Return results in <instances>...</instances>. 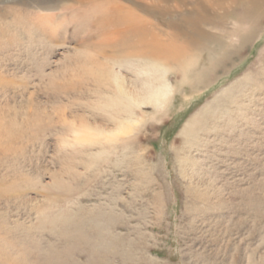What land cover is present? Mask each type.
Listing matches in <instances>:
<instances>
[{"label": "rangeland", "instance_id": "obj_1", "mask_svg": "<svg viewBox=\"0 0 264 264\" xmlns=\"http://www.w3.org/2000/svg\"><path fill=\"white\" fill-rule=\"evenodd\" d=\"M12 1H0V264H264L263 1L253 24L229 0L147 4L181 23L200 1L210 18L166 60L160 113L118 98L101 74L112 52L80 20L52 36ZM120 63L128 87L161 82ZM123 118L137 131L112 142H80L72 125Z\"/></svg>", "mask_w": 264, "mask_h": 264}, {"label": "bare ground", "instance_id": "obj_2", "mask_svg": "<svg viewBox=\"0 0 264 264\" xmlns=\"http://www.w3.org/2000/svg\"><path fill=\"white\" fill-rule=\"evenodd\" d=\"M0 1H6L7 3H10L12 0ZM15 1H18L19 5H21L22 7H26L27 9L32 10L33 12L31 13L30 11V13L34 15V17L37 18V21L39 22L37 23L38 25L36 24V26L43 29L44 32L48 31L52 36L55 35L57 37L55 33L59 29L60 25L65 24L67 20L70 23H75L77 20H80V24L82 25V33L86 35L93 34L95 37H97L98 43H100L99 46L103 51L107 49L109 50V52H112L111 54L113 56L107 57L106 59L103 57V63H105V66L104 71H102L103 73L101 74L106 76V83L110 85V87L112 86L114 88V91L116 92L118 98H120L122 101H125L128 104V107L132 106L137 110L141 107H152L154 109H157L159 113L163 112L166 109L167 104L170 102L174 94V87L168 82L165 76L170 71L169 65H171H168V62L166 60L169 58L172 59L177 57L176 54L173 53L178 50V46H175V43L183 42L185 38H187L190 41L187 42L191 44L193 39L199 38L202 35V30H199L200 25H202L206 21H209L210 19L207 15L208 8L202 6V3H200V1L194 2L196 3V17H183V19H181L180 21L181 23L173 22L171 20V10L158 11L154 15L155 12L153 11L152 7L147 5L152 4V0H145L144 2H142V0ZM15 1L13 0L12 2ZM256 1H263L262 3H264V0H229L228 2H231V5L233 6L240 7L239 13L237 14V16L235 15L239 23L253 24L256 14L261 13V11H257L254 9L255 7H253ZM158 2L163 5H167L172 3V0H158ZM173 2L178 3L181 7H185L186 4L183 0H173ZM209 4L211 6L223 9L224 0H209ZM247 5L251 6L247 7ZM168 9H170V7ZM262 10L264 12V8ZM203 11L205 12V14L202 16L200 15V13ZM66 13H69L70 20L66 18ZM2 15L5 16V14H0V16ZM29 16L31 17L30 14ZM154 16L161 20L167 17L170 19H167L166 22L155 24L152 21V17ZM90 17H92L93 21L89 23ZM32 20L34 19L32 18ZM78 27H75V29H78ZM75 29H73V31ZM162 36L165 37V39L167 36H170L172 37L173 41H164V38L162 39ZM182 39L184 40L182 41ZM189 49L195 50L194 47L193 49ZM124 60L128 62L126 64H140L137 63V61H144L150 69L153 70L154 68H158L157 72L161 75V82L159 83V85L150 84L149 87H145L142 90H138L133 86L128 87L126 79L122 75H120L119 72H117V70H120V62ZM114 61L116 62V64H112L111 66V63H113ZM188 63L189 64L186 65H178V67L180 68L179 70L182 71V74L186 70H189L191 66H196V63H194V61L192 60H190V62ZM112 123H114L115 128L108 131L92 128L93 126L89 127L85 124L76 126V122L75 124H71L75 129V136L79 139L80 142L83 143L92 142V138H98L99 140H105L106 142L117 141L121 137L123 139L125 137L130 138V136L132 137V135H135L137 131L136 121L134 120V118H132V120H124V118L123 120L113 119Z\"/></svg>", "mask_w": 264, "mask_h": 264}]
</instances>
